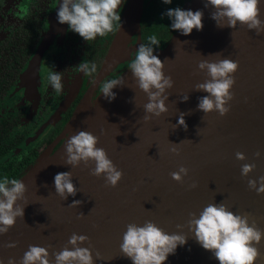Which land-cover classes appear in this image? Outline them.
I'll return each instance as SVG.
<instances>
[{
	"label": "water",
	"instance_id": "95a60500",
	"mask_svg": "<svg viewBox=\"0 0 264 264\" xmlns=\"http://www.w3.org/2000/svg\"><path fill=\"white\" fill-rule=\"evenodd\" d=\"M205 0H190L186 10L203 11V29H193L190 35L179 31L155 55L163 62L164 74L171 76L173 87L166 90L168 108L160 117L149 122L142 120L147 96L139 90L131 75L115 92V99L100 101L88 113L82 106L94 104L87 95L77 105L62 133L63 140L54 151L48 148L18 179L25 183L23 220L17 218L6 234L0 235V264L9 258L19 264L29 245L48 248L54 264L53 252H59L69 237L86 235L93 255V264H132L120 252L126 225L142 226L152 221L168 234L182 233L187 242L178 246L164 264H219L211 252L204 250L186 226L189 213H199L209 203H224L235 214H247L249 224L264 230V193L249 190L247 181L264 176V32L247 29L239 23L235 29L218 28L211 19L215 11L204 7ZM260 19L264 21V0H260ZM141 0H130L107 51L102 68L90 91L98 81L122 58L124 42L130 34L128 19L132 17L139 28ZM220 53L218 56H210ZM238 61L234 73L229 112L220 116L213 111L204 114L197 109L198 98L208 95L194 91L197 83L208 79L206 71L197 68L201 60ZM37 63L31 62L26 79L36 74ZM37 75V74H36ZM188 95L184 102L181 97ZM185 115L187 129L176 127L179 113ZM88 131L99 138L102 147L118 170L123 172L116 187L105 186L103 176L90 175L94 163H81L72 168L65 164L64 145L71 135ZM183 141L182 143H180ZM178 144L179 155L169 151ZM245 155L238 161L235 153ZM260 152L259 157L254 153ZM244 163L255 164L247 177L241 176ZM180 166L188 169L183 182L172 180L170 173ZM71 172L78 189L76 196L62 200L55 194L54 176ZM195 183L197 186L191 188ZM259 187V183L257 184ZM80 200L78 207H69ZM23 205V201H17ZM83 213L81 219L77 215ZM185 225L177 229L176 225ZM15 243V247H6ZM260 257L255 264H264V238L259 245ZM69 248L71 246L69 245ZM99 252L102 259H96Z\"/></svg>",
	"mask_w": 264,
	"mask_h": 264
},
{
	"label": "clouds",
	"instance_id": "9594fccd",
	"mask_svg": "<svg viewBox=\"0 0 264 264\" xmlns=\"http://www.w3.org/2000/svg\"><path fill=\"white\" fill-rule=\"evenodd\" d=\"M124 0H62L56 13L59 24H67L68 30L72 31L86 43L99 37H106L110 33H116L121 29V16L118 11ZM163 4H172L173 0H161ZM211 6L215 11L211 13V19L216 22L218 28L229 27L235 29L239 23L247 29H255L259 35L264 32V21L260 19V0H205L204 7ZM203 11L183 10L179 7L168 8L162 13V19L167 17L171 21V29L179 31L181 35H190L193 29H203ZM148 44L141 43L136 49L135 58L128 65L136 85L147 96V103L143 105L144 123L153 117H160L168 111L165 101L168 100L166 90L173 87L171 76L164 74V61L153 54L154 47L160 46V41L155 35L150 36ZM216 53L210 56H218ZM197 68L206 71L208 79L194 86V91L206 92L208 95L198 98L197 109L205 115L216 111L222 117L230 108L229 102L233 99L231 89L235 84L234 73L239 68L238 61L224 58L216 61L201 60ZM77 70L86 76H94L97 73V64L92 62H80ZM62 72L50 71L48 81L52 88L60 93L63 91ZM124 86V79H111L102 84L101 93L111 101L115 99L113 88ZM188 95L181 97L186 102ZM179 113L176 127L187 129L185 115ZM99 138L88 131H78L71 135L64 145L65 164L72 168L81 163L90 169V175L103 176L105 186L116 187L122 179L123 172L118 170L109 159L107 152L102 147H97ZM181 141L180 143H182ZM169 151L179 155L178 144H172ZM255 157L260 152L254 153ZM238 161H244L245 155L235 153ZM255 168V164L244 163L241 166V176L247 177ZM188 175V169L180 166L177 171L170 173L172 180L182 183L183 177ZM259 183V187L257 184ZM249 190L256 193H264V176L257 180L247 181ZM197 185L192 183L191 188ZM55 194L62 200L68 196H76L78 189L72 182V173L59 172L54 176ZM27 191L25 183L18 179L9 180L7 177L0 180V235L6 234L12 228L17 218L23 220L24 208L29 203L25 197ZM17 201H23V205ZM80 200H73L69 207H78ZM79 213L77 219L83 218ZM188 231L193 233L201 247L212 253L219 264H255L260 257L259 245L264 238V230L258 228L253 222L249 224L247 214H235L224 203H209L199 213H189L186 224ZM182 229L185 225H176ZM86 235L73 233L67 244L59 251L53 252L54 264H93V255L89 247L79 245L87 243ZM187 242V236L182 233L168 234L152 221H145L142 226L135 223L126 225V231L122 236L120 252L132 261V264H164L168 256L174 254L178 246ZM69 245L71 248H69ZM15 243L7 244L6 247H15ZM29 245L23 254L19 264H51L48 248ZM96 259H102L100 253H96ZM8 264H15L9 258Z\"/></svg>",
	"mask_w": 264,
	"mask_h": 264
},
{
	"label": "flooded vegetation",
	"instance_id": "af4514ba",
	"mask_svg": "<svg viewBox=\"0 0 264 264\" xmlns=\"http://www.w3.org/2000/svg\"><path fill=\"white\" fill-rule=\"evenodd\" d=\"M129 1L124 0L118 9L121 20ZM189 1L173 0L166 5L161 0H141L139 28L128 34L122 58L90 91L116 33L86 43L67 24L58 23L56 13L62 0H0V126L8 129V140L12 135L16 141L0 161V180L46 149L54 152L77 105L87 95L96 103L102 84L125 74L141 43L148 44V38L155 35L160 46L154 47L153 54L164 48L175 30L167 17L161 18L162 13L175 7L186 10ZM81 61L96 63L97 73L90 77L79 72ZM31 62L37 63V75L26 79ZM50 71L63 73L62 92L49 83Z\"/></svg>",
	"mask_w": 264,
	"mask_h": 264
},
{
	"label": "trees",
	"instance_id": "16d2710c",
	"mask_svg": "<svg viewBox=\"0 0 264 264\" xmlns=\"http://www.w3.org/2000/svg\"><path fill=\"white\" fill-rule=\"evenodd\" d=\"M175 33V32H174ZM173 33V34H174ZM172 34V35H173ZM168 42V41H167ZM163 49V48H162ZM3 126H0V161L3 160L4 156L10 152V149H6V148H10L12 147V143L15 145L16 144V141L15 140H12V135L9 136V139L8 140V136H7V133L8 132V129L6 128V126L4 124H2ZM7 136V137H6ZM40 155V154H39ZM37 156L38 155H35L33 157V161L29 159V161H27V164L25 167H23L22 169H17V170H12L9 174L6 175V177L11 180V179H19L23 174L24 172L35 162V160L37 159ZM1 165L3 163H0Z\"/></svg>",
	"mask_w": 264,
	"mask_h": 264
},
{
	"label": "bare ground",
	"instance_id": "6f19581e",
	"mask_svg": "<svg viewBox=\"0 0 264 264\" xmlns=\"http://www.w3.org/2000/svg\"><path fill=\"white\" fill-rule=\"evenodd\" d=\"M130 20V21H129ZM128 28H129V32L130 33H132V32H134L135 31V29H136V27H135V21H133V19H132V17H130L129 19H128ZM124 53V52H123ZM113 71V70H112ZM131 75V72H128L127 74L125 73V74H123L122 75V78L124 79V82L126 81V79L129 77ZM120 86H117V87H115V88H113V92L115 93L116 92V90L119 88ZM106 100V98L104 97V95L102 94V95H100L99 97H98V99H97V101H96V103L94 104V107H97V105L99 104V102L101 101H105ZM85 106H87L88 108H86V109H84L85 108ZM94 107H89L88 105H84V106H82L81 108H82V110H81V113H83V114H85V113H88L89 111H91L90 109H93Z\"/></svg>",
	"mask_w": 264,
	"mask_h": 264
},
{
	"label": "rangeland",
	"instance_id": "374dc122",
	"mask_svg": "<svg viewBox=\"0 0 264 264\" xmlns=\"http://www.w3.org/2000/svg\"><path fill=\"white\" fill-rule=\"evenodd\" d=\"M126 42H127V38H126V40H125V42H124V47H125V45H126ZM124 49V48H123ZM157 52H159V51H156L155 53H154V55L157 53ZM123 65V64H122ZM126 72H131L130 71V69H127L124 73H126ZM90 107V106H89ZM88 108V107H87Z\"/></svg>",
	"mask_w": 264,
	"mask_h": 264
}]
</instances>
